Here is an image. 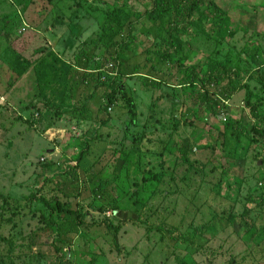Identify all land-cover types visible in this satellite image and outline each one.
Segmentation results:
<instances>
[{"label": "rangeland", "instance_id": "374dc122", "mask_svg": "<svg viewBox=\"0 0 264 264\" xmlns=\"http://www.w3.org/2000/svg\"><path fill=\"white\" fill-rule=\"evenodd\" d=\"M205 1L204 9L210 0ZM212 1L228 12L230 31L225 37L212 34L210 19L195 16L196 32L182 36L184 44L189 41L185 63L200 70L210 56L230 58L244 69L243 84L255 97L248 101L242 88L228 101L226 116L215 115L206 107L199 112L183 95L176 101L171 85L155 89L141 76L126 77L136 107L133 129L143 131L137 144L124 141L126 108L101 110L104 89L77 86L81 104L94 92L89 110L77 118L60 115L74 99L63 103L62 85L55 81L63 75L56 59L74 65L80 49L97 46L101 27L124 0H0V264H264V135L253 131L264 127V0ZM131 3L142 13L153 6V0ZM134 32L139 49L123 55L132 64L144 63L148 55L140 51L152 44L156 27L143 20ZM41 47L42 59L53 65L42 70L32 63L22 73L19 54L33 62V49ZM163 70L166 81L179 76L175 68ZM253 104L260 119L251 113ZM227 117L237 124L235 134L225 129ZM243 128L246 136L237 141ZM89 139L74 185L64 172L76 162L79 143ZM122 141L130 151L126 163L116 166L113 155ZM179 146L190 164L180 158ZM91 166L101 172L95 176ZM115 166L120 178L108 187L100 209L92 189ZM41 198L65 203L82 215L83 224L74 231L60 222L61 229L50 226ZM213 224L216 232L209 233Z\"/></svg>", "mask_w": 264, "mask_h": 264}, {"label": "trees", "instance_id": "16d2710c", "mask_svg": "<svg viewBox=\"0 0 264 264\" xmlns=\"http://www.w3.org/2000/svg\"><path fill=\"white\" fill-rule=\"evenodd\" d=\"M131 1L132 0H124L123 5L114 10L113 15L109 17L101 27L100 33L98 34L97 46H94L90 51L80 49L74 57V65L68 64L58 58L56 59L57 64L62 67L64 75H59L58 78L55 79L59 85H62L61 91H59V96L61 94L60 100L64 103V101L72 102L71 99H74V103L71 104L73 107L70 110L61 113L58 110L57 113L61 115L66 112L77 118L84 115L85 112L89 110V98H93L94 92L81 104V101L76 99L75 96V89L77 86L80 88L83 87V89L88 87H93L94 90L104 89L102 97L104 103L101 110L107 112L111 109L109 111H112V106L114 105L126 108L129 117V125L125 131L124 141L132 140V142L139 144L141 143L143 131L133 129L137 127L135 120L136 107L133 98L128 94V89L124 80L126 77L134 78L135 75L141 76V79L144 81L143 84L155 89L160 88L162 84L171 85L173 86L174 92H176V101L180 99V95H183V98L197 108L199 112L202 111L203 107H206L209 111L210 109L215 110V115L218 111L226 116L225 112L228 110V101L242 88L247 89V95L249 96L248 101L255 97L250 91L249 85L243 84L244 69L241 65L234 63L230 58L219 60L210 56L207 59L208 62L205 63L204 67L202 69L200 68V70L196 63H191V65L185 63L187 56L184 48L189 41L184 44L182 36L188 34L191 30L194 31L193 28L197 27V24L199 25L197 20H200L201 17H208L210 19L212 34L225 37L227 36V32L229 33L230 31V17L228 12L218 6L215 1L210 0L209 4L204 9L207 3L205 0H153V6L146 10L145 13L134 10ZM198 15L200 18L195 20V16ZM27 20L32 24L29 19ZM143 20H148L155 25L156 34L152 44L140 51V54L148 55L145 58V62L132 64L123 53L129 50L128 48L134 51H136L135 49L137 48L139 49L138 37L135 35L134 31L136 30V24ZM216 27L217 29L215 30ZM233 33L230 34L231 37ZM23 42H25V40ZM189 46L190 45H188V47ZM190 49H192L191 46ZM34 50L35 49H33V62H30L20 54L17 57L20 62L25 64L22 73L28 70L32 63H38V68L42 70L53 65V63H47L45 59H42V55L46 51V48L41 47ZM97 51L101 52L97 53ZM13 52L16 55L14 49ZM151 54L154 55V57H150L149 55ZM251 59L256 63L255 54L251 55ZM164 67L169 71L172 70V68L177 69L179 76L169 77L167 81L164 80L166 74L165 70H163ZM143 70H146V72L143 73ZM73 76L74 85L70 82ZM42 77L44 76L41 75L38 80L44 81ZM178 87L180 91L176 90ZM72 93H74V98H72ZM47 105V103L44 104V106ZM41 109L42 108L37 106L39 112H41ZM251 113L255 118H261V112L254 104L251 105ZM225 121V129L234 130L233 134H235L237 127L235 121H233L231 117L225 118ZM263 121L264 120H262V122ZM100 122L106 124L108 121L107 119H101ZM143 128H146V126ZM243 130L244 128L237 132V141L246 136V131ZM253 131L259 135H264V127L260 129L253 127ZM221 135L224 141L220 146L225 155L227 154L226 145L228 143L225 140L227 137L224 136V132H222ZM94 139H97V137H94ZM90 140L93 141V139H89L84 140V143H79L80 152L78 153L76 162L69 165L68 171L64 172L65 175H67L65 179L69 178L74 181V185L80 181L79 170L81 169L85 157L89 155ZM124 141L120 144L121 148H117L114 151L113 157L116 160V166L119 162H123V164L126 163L128 158L130 147L124 144ZM253 141L254 139H252V142ZM178 150V154L183 162L190 164L186 150L181 146L178 147ZM116 166L114 170H112L113 173L110 177H103L100 184L92 189V194L94 195L93 203L100 209L104 208L101 201L107 193L108 187L112 183H117L120 178L121 173L116 171ZM93 167L94 166L89 167V171L93 172L96 176L101 171H96V168ZM224 177L226 178L225 172ZM222 181L228 182V180L225 181L224 178ZM262 183L264 185V179ZM227 184L231 186L230 183ZM66 197L68 196L66 195ZM260 197L264 200V192ZM38 200L49 209L50 226H55L57 230L60 227L56 225V222L69 225L71 231L77 230L83 224L81 220L82 215L70 209L60 200L53 199L51 202L42 198ZM252 201H254V199ZM227 220L231 223L235 222V218L232 216H228ZM211 232H216L215 224L212 225L209 233ZM60 235H62L61 232ZM91 261L95 262V259L91 258ZM180 264L194 263L182 260Z\"/></svg>", "mask_w": 264, "mask_h": 264}, {"label": "built area", "instance_id": "2783aa9c", "mask_svg": "<svg viewBox=\"0 0 264 264\" xmlns=\"http://www.w3.org/2000/svg\"><path fill=\"white\" fill-rule=\"evenodd\" d=\"M109 110H111V109H109Z\"/></svg>", "mask_w": 264, "mask_h": 264}]
</instances>
